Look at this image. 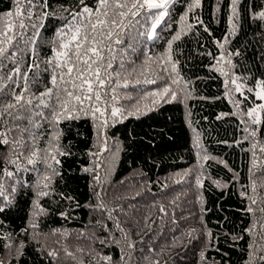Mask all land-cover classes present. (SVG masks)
Returning a JSON list of instances; mask_svg holds the SVG:
<instances>
[{
  "label": "trees",
  "instance_id": "trees-1",
  "mask_svg": "<svg viewBox=\"0 0 264 264\" xmlns=\"http://www.w3.org/2000/svg\"><path fill=\"white\" fill-rule=\"evenodd\" d=\"M85 3L95 7V0ZM189 3L190 0H174L170 4V15L156 29L158 39H148L133 30L123 37V43L114 45V67L123 60L128 71L136 69L128 77L129 87L117 90L116 107L134 114L109 119L102 130L107 151L100 157L99 183L94 173L84 171L96 167L97 158L89 153L99 151L93 121L82 118L60 125L65 131L63 142L68 145L71 141L67 147L71 155L60 158V175L54 178L52 195L40 200L47 211L36 220V240L31 239L34 230L29 224L35 199L31 185L38 173L24 162L29 171L17 174L20 183L9 197L12 203H0L4 207L0 212V235L12 234L11 240L0 239V260L5 264H74L65 256L64 248L83 257L85 264H95L97 252L111 256L112 264H246L250 254L252 264H264L259 260L262 253L249 247L257 242L264 245L259 223L253 235L246 231L254 222L262 221L259 211H247L251 204L247 197L257 199L253 207H264L260 203L264 197V188L259 187L260 172L253 168L255 177L249 172L251 144H264V112L262 124L253 126L256 137L244 141L247 133L240 130L241 117L233 115L237 108L233 97L226 95V78L212 69L214 57L222 51L218 42L223 43L228 34L229 0H220L219 12L217 0H201V6L192 12H188ZM48 4L57 15H68L63 8L79 10L78 0H48ZM13 8L12 0H0V14ZM259 10H264V0H241L236 33L225 44L228 52H239L231 59L236 65L234 74L248 77L243 81L246 88L264 79V26L251 18V13ZM186 12L191 29L179 20ZM197 17L203 24L197 22ZM60 23L48 18L42 40H48ZM137 28L143 31L139 25ZM182 28L181 39L172 42L170 53L176 71L172 72L169 63L164 73L158 65L169 53L168 41ZM38 49L42 57L50 55L47 44H39ZM149 66L155 69L147 72L148 78L156 79L154 84L144 83L145 77L140 75ZM137 78L140 84L135 83ZM172 78L180 79L181 85H172ZM165 84L177 92V99L149 95ZM185 85L190 93L187 98L181 91ZM245 94L249 99L243 101L241 111L253 106V101L260 103L252 94ZM234 98L243 100L239 94ZM136 104L139 112H135ZM197 138L200 149L194 146ZM204 155L209 158L202 159ZM256 155L264 154L257 149ZM198 164L203 165L202 187L196 186V176L201 174ZM6 167L16 171L15 165ZM189 169L191 174L185 175ZM253 179L257 182L256 193L251 189ZM4 181L6 188L13 185L11 178L4 177ZM101 203L103 209L99 207ZM117 221L122 232L116 228ZM108 236L119 243H99L97 237ZM21 241L24 247L16 251ZM6 243L13 244L11 252L4 247ZM81 248L84 253L76 252ZM49 251L59 255L51 257Z\"/></svg>",
  "mask_w": 264,
  "mask_h": 264
},
{
  "label": "snow or ice",
  "instance_id": "snow-or-ice-1",
  "mask_svg": "<svg viewBox=\"0 0 264 264\" xmlns=\"http://www.w3.org/2000/svg\"><path fill=\"white\" fill-rule=\"evenodd\" d=\"M12 3L13 9L0 14V203H12L9 197L15 194V185L20 183L16 179L17 174L29 171L24 166L26 161L27 165L32 166L31 171L38 173L37 179L31 185L35 199L31 206L32 222L29 224V227L34 230L31 239L36 240L39 236V232L35 231L39 227L36 220L47 211L40 200L52 195L54 178L60 175L58 167L61 163L60 158L71 155L67 150L71 141L68 145L63 142L65 131L60 125L66 121H78L82 118L93 121L99 151L89 153L90 156L97 158L94 161L96 167L85 168L84 171L94 173L93 178L96 183H99L101 180L98 171L100 157L104 151H107V140L102 130L108 126L109 119L134 114L122 107H116L119 95L117 90L129 87L131 81L128 77L132 76L136 69L128 71L123 60L114 67L113 61L116 59L114 45L123 43V37L130 35L133 30H136L137 35H146L148 39H153L154 36L158 39L156 29L170 15L169 6L174 3V0H95V7H90L85 0H78V11L63 8V12L68 13L67 16L50 11L48 0L43 2L12 0ZM219 4L220 0H217V12L220 11ZM240 4L241 0H229L228 34L224 37L223 43L218 42V47L222 51L218 57H214L216 63L212 65V69L226 78L223 82L226 95L233 97L232 102L237 108V112L233 115L241 117L240 130L247 133L243 137V140L247 141L250 138L254 139L257 135V129L253 126L262 124L264 79H257L251 87L246 88L243 81H246L248 77L234 74L236 65L231 59L233 55L238 56L239 52L231 53L225 49L229 38L236 33L240 18ZM200 6L201 0H190L188 12ZM188 12L181 15L179 20L185 28L191 29L192 25L187 23ZM50 17L60 20L61 23L54 28L48 40H42V31ZM251 18L262 22L264 26V10L252 12ZM197 22L203 24L198 17ZM138 25L143 31L137 28ZM204 30L208 31L207 28ZM183 32L184 28L168 41L169 53L158 65L164 73L168 72L167 64L169 63H171L172 72L176 71L170 53L172 42L180 40ZM41 43L49 46L50 55L44 57L40 55L38 45ZM149 71L155 72V69L149 66L142 69L140 75L145 77L144 83L154 84L156 79L148 78ZM135 83L140 84L141 80L137 78ZM181 83L180 79H171L172 85L180 86ZM181 91L185 93L186 98L190 95L186 85ZM245 93L252 94L260 103L253 101V106L246 111H241V104L249 99ZM235 94H239L243 100L235 99ZM149 95L170 96L175 100L178 94L170 85L165 84L160 91L149 93ZM126 98L132 99L127 95ZM139 111L140 106L136 104L135 112ZM241 142L243 141L236 143ZM194 146L200 149L198 138ZM257 149L264 154V144L255 141L251 144L249 151L252 153V158L249 172L253 177L256 176L253 168L260 172L258 179L262 182L259 187L264 188V155L257 157ZM208 158L207 155L202 157L204 160ZM7 165H15L16 171H9ZM37 165L42 167L37 168ZM197 167L201 170V174L196 176V186L202 187L203 165L198 164ZM191 172L192 169H189L185 175ZM4 177L13 180V185L9 188H6ZM214 183L218 185V181ZM251 189L253 193H256V179L252 180ZM241 195L247 194L241 193ZM247 198L251 200L247 211L249 213L259 211L262 214V221L254 222L253 227L246 231L249 235H253L259 223L261 229L259 237L260 240H264V207H253L258 204L257 199ZM260 203H264V197L261 198ZM99 207L103 209L105 206L101 203ZM3 211L4 207L0 206V212ZM160 211L165 210L161 207ZM109 219H112L111 215ZM104 228L107 229V226L104 225ZM116 228L123 231L119 221L116 223ZM23 231L26 233L28 229L25 228ZM63 235L68 234L63 233ZM11 237V233L0 235V239L4 240H11ZM97 239L105 246H108L110 242L119 243L111 236L97 237ZM4 247L10 252L13 250L12 243H6ZM23 247L24 243L21 241L16 251H20ZM249 247L254 251H260L262 254L259 260L264 262V245L257 242ZM63 251L74 264H85L83 257H78L75 252L67 248ZM84 251L82 248L76 250L80 253ZM48 255L57 257L59 253L49 251ZM200 255L203 259L204 253ZM252 261L253 256L250 254V260L246 264H252ZM101 262L112 264V257L97 252L95 264H101ZM0 264H5L4 260H0ZM88 264L93 262L89 261Z\"/></svg>",
  "mask_w": 264,
  "mask_h": 264
},
{
  "label": "bare ground",
  "instance_id": "bare-ground-1",
  "mask_svg": "<svg viewBox=\"0 0 264 264\" xmlns=\"http://www.w3.org/2000/svg\"><path fill=\"white\" fill-rule=\"evenodd\" d=\"M250 34H251V33H250ZM248 35H249V34H248ZM251 36H252V35H251ZM262 36H264V35H262ZM204 62H205V61H204ZM205 64H206V63H205ZM195 74H196V73H195ZM201 75H203V74H201ZM196 77H197V75H196ZM199 77H200V75H199ZM199 77H198V78H199ZM209 77H210V76H209ZM212 78H214V77H212Z\"/></svg>",
  "mask_w": 264,
  "mask_h": 264
}]
</instances>
